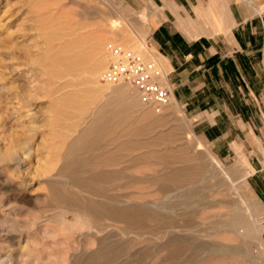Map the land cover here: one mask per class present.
Listing matches in <instances>:
<instances>
[{"label": "rangeland", "instance_id": "rangeland-1", "mask_svg": "<svg viewBox=\"0 0 264 264\" xmlns=\"http://www.w3.org/2000/svg\"><path fill=\"white\" fill-rule=\"evenodd\" d=\"M234 1L264 18V0H250L255 7ZM147 10L128 0H0V264H145L137 260L147 250L154 252L148 262L154 264L160 257L156 254H168L164 248L171 236L180 237V243L168 248L182 250L183 211L202 208H197L198 200L187 203L182 191L161 192L159 186H185V193L194 187L212 203L244 199L258 231L244 264H264V205L245 179L247 157L217 155L174 101L160 113L141 101L136 108H127L114 95L126 85H110L114 91H108L109 85L100 80L112 44L150 55L157 63L147 44ZM99 41L104 44L102 53L92 54ZM84 53L90 54L79 59ZM114 110L120 113L116 123L101 117ZM259 116L264 118V111ZM100 121L107 123L105 130ZM71 147L74 161L85 165L82 178L118 174L98 186L108 197H119L117 203L78 186H60L76 198L73 204L51 199L49 185L66 179L57 174ZM144 155L146 160L136 161ZM124 186H140L139 196L181 217L180 227L162 230L151 220L149 229L139 232L87 209L86 203L97 199L126 208L128 199L123 196L133 190ZM215 209L209 212L228 210ZM105 250L116 252L113 263L102 258Z\"/></svg>", "mask_w": 264, "mask_h": 264}, {"label": "crops", "instance_id": "crops-1", "mask_svg": "<svg viewBox=\"0 0 264 264\" xmlns=\"http://www.w3.org/2000/svg\"><path fill=\"white\" fill-rule=\"evenodd\" d=\"M128 2L148 8L147 44L172 102L217 155L247 157L245 179L264 205L263 16L251 15L234 0Z\"/></svg>", "mask_w": 264, "mask_h": 264}, {"label": "bare ground", "instance_id": "bare-ground-1", "mask_svg": "<svg viewBox=\"0 0 264 264\" xmlns=\"http://www.w3.org/2000/svg\"><path fill=\"white\" fill-rule=\"evenodd\" d=\"M248 2L252 6L256 5L254 4L253 1L248 0ZM99 43L102 44V42L100 41ZM99 43L97 42V44L91 50L92 54L102 53L104 44L101 45ZM85 56L86 54L84 53L79 59L87 58V56L86 57ZM71 64L73 65L74 61L72 62V60H69L70 67L72 66ZM101 66H102V62L97 63L96 64L97 70L101 69ZM105 84H108V83H105ZM108 85L109 86L107 87V90L108 88L109 90L113 88L110 85H126V86L120 87L119 89H116V91H118L117 94H114L116 96V102L120 101L121 104L127 108H136L139 105L140 98L138 94L136 93V91L131 86L124 84V83L108 84ZM131 89L133 90V92H135V94L134 93L132 94ZM112 90L114 91V88ZM94 97H98V96H94ZM112 99L113 97L110 99V103ZM112 104H114L115 106L117 105V103H112ZM145 106L151 109L149 106L144 105V107ZM116 107H119V106H116ZM103 112H106V111H103ZM109 114H110L109 116L103 114L101 117H103V119H106V122L110 121L112 123L116 121V118L119 117L120 113L119 111L117 112L116 110H114ZM99 120L100 119L98 118V121ZM106 124L107 123H105V121L104 122L100 121V125H101L100 128L105 130L107 126ZM99 135L100 136L98 137L102 136L101 134ZM81 140H83L82 137H81ZM90 141H91L90 144H92V139ZM93 144L95 145V142ZM89 145L86 144V147H88ZM73 147L69 148L70 150L68 151L66 150L67 155L64 156L66 157L64 158L65 163H63L64 165L61 167V170L57 174L58 177H61V178L65 177L66 179L63 182L61 181L62 183L60 182L59 184L52 183L49 185L52 188V193L50 196L51 199L62 200V201L65 200L66 202L72 203L76 200V198L71 197L66 192L67 189L65 188L66 189L65 190L64 187L61 188L60 186H78V187H84L92 191L94 195H97L99 197H106L110 201H115V202L119 201L120 199L119 197H108L106 192L102 190V188L98 187V186H101L100 182L109 180L110 178L112 179L117 178L119 177L118 174L110 175V174H105V173H99V174L91 173L89 177L82 178L80 174L82 173V170L84 169L85 165L80 160L74 161V158L71 154L74 150ZM78 147L77 149H80L82 146H80L79 148ZM83 149H85V147H83ZM64 154L65 153H63V155ZM147 158H148L147 155H144V156L139 157V159L137 158L136 161H140L142 159L146 160ZM215 162L216 164H218L216 160ZM177 177L178 176H176L175 178L178 179ZM60 179L52 178L51 180L57 182ZM227 179L228 181H231V177L227 176ZM176 181H180V179ZM182 181H185V180H182ZM68 188L70 189V187ZM122 188L133 190V191H130L127 195L123 196L128 199V201L126 200L127 201L125 205L126 208L118 207V205H116L115 203L112 204L110 203V201H107L110 203V205L108 204L106 205L102 202H97L98 200L97 199L96 203L87 202L86 203L87 209H89L90 212L94 213V215L98 217L101 216L113 222L124 223L126 225V229L135 230L139 232L148 230L149 228H148L147 222L151 220L154 222L156 221L158 223L159 229H162V230L164 229V230L169 231V230H173V229L180 227L179 220H181L180 219L181 217L180 218L179 216L176 217L172 214L173 212L170 213L171 211L159 208L153 204H149L145 200L146 199L145 197L139 196L138 192L141 190L143 191V189H141L140 186H124ZM233 188H237V187L233 186ZM169 189H175L176 191H182V194L184 195V200L187 203H190V201L192 202L193 200H198L199 203L197 204V208L198 206H201L202 208L201 209L190 208V209H187V211L186 210L183 211L184 213H182V231H184L185 234H182V238H181L182 250H181V247L180 248L175 247L177 249L174 248L173 250H170L168 248L169 246L175 244L180 239V237L171 236L172 235L171 234L170 235L171 237L169 238L168 242H166L165 244V246L167 247L164 248V251L167 250L168 254L166 256H162L161 254L160 255L156 254V256H160V257L158 258L159 260L156 259L154 261V264H180V263L182 264H230V263L244 264L245 259L248 257V250H249V247L251 246V240L254 239L258 233L257 229L255 228V226L252 225L249 219V216L247 215V213L251 212V209L249 205L247 204V202L244 199H241L239 203L237 201H232V200L229 201L227 199H223L220 202L212 203L211 201H206L207 198L204 197L203 194H200L201 191L199 189L194 188V187L192 190L190 189V191L186 193L184 192L185 186H173V188H169L168 186L158 187V190L161 192H166ZM139 199H142L144 201L142 202L141 200L138 201ZM215 208H219V209L222 208V210L223 209H228V210L222 212L221 214H214L212 212H209ZM201 210H207L208 213L207 212L202 213L203 211ZM199 220L206 222V223L201 225L199 224ZM203 236L209 237L211 238V240L203 241L201 239V237ZM177 243H180V242H177ZM146 249H148V247H146ZM153 256H155L154 252H152L151 250L149 251L147 250L144 253L139 255L137 262H141V263L144 262L145 264H148L149 259L152 258ZM115 257H116V252L114 253L113 251H110V250H105L102 254V258L106 259L108 263H111L115 259Z\"/></svg>", "mask_w": 264, "mask_h": 264}, {"label": "built area", "instance_id": "built-area-1", "mask_svg": "<svg viewBox=\"0 0 264 264\" xmlns=\"http://www.w3.org/2000/svg\"><path fill=\"white\" fill-rule=\"evenodd\" d=\"M107 54V64L100 76L103 83L131 86L140 101L157 113L169 104L171 88L150 55L120 44L109 45Z\"/></svg>", "mask_w": 264, "mask_h": 264}]
</instances>
